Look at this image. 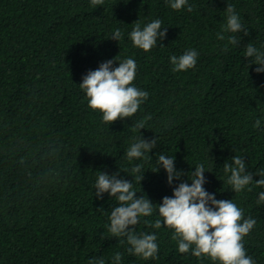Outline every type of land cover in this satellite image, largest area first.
<instances>
[{
    "label": "trees",
    "instance_id": "trees-1",
    "mask_svg": "<svg viewBox=\"0 0 264 264\" xmlns=\"http://www.w3.org/2000/svg\"><path fill=\"white\" fill-rule=\"evenodd\" d=\"M173 10L168 0H0V264H88L103 257L113 264H214L207 257L179 253L172 230L145 223L139 233L157 235L156 259L130 255L129 245L108 232L111 210L119 202L109 194L95 196L97 172L131 181L137 198L153 204L173 188L188 182V174L203 163L205 190L217 200H233L256 224L243 238L246 255L264 264V187L249 185L231 191L223 165L233 156L244 158L253 181L264 173V73L245 58L248 43L264 52V0H188ZM233 5L244 32L217 34ZM167 29L150 51L134 47L130 33L153 20ZM119 29L121 38L111 39ZM237 35L238 46L227 37ZM227 49V50H225ZM188 50L198 53L196 66L174 72L170 57ZM132 58L137 64L132 86L148 98L132 118L102 121L88 107L79 85L101 63ZM118 67V64H113ZM144 129L133 126L143 120ZM261 121L260 128L254 127ZM142 136L156 137L151 160L126 157ZM175 157L181 180L167 182L159 154ZM143 163L139 183L131 168ZM230 175V174H229ZM190 178V177H189ZM242 222V221H241ZM219 264V262H215Z\"/></svg>",
    "mask_w": 264,
    "mask_h": 264
},
{
    "label": "clouds",
    "instance_id": "clouds-1",
    "mask_svg": "<svg viewBox=\"0 0 264 264\" xmlns=\"http://www.w3.org/2000/svg\"><path fill=\"white\" fill-rule=\"evenodd\" d=\"M173 10L179 11L187 5L189 12L193 7L188 5V0H168ZM104 0H91L92 6L102 5ZM226 22L221 26L217 34L219 40H224V33L237 34L248 32L244 29L240 16L235 12L233 5L226 7ZM130 33V39L134 47L144 52L150 51L159 42L163 41L167 29H161V21L153 20L141 28L139 22ZM121 31L117 29L111 39L118 41ZM228 43L238 46L240 38L237 35L227 37ZM227 50V49H225ZM198 53L188 50L179 57H170L172 70L182 72L196 66ZM245 58H251V63L256 65L257 74L264 73V52L248 43L244 51ZM118 64V67H113ZM137 64L134 59L128 58L120 62L113 60L101 63L94 70L89 71L79 85L86 94L88 107L102 114V121L109 126L125 118H132L138 111L140 105L148 98L146 91L132 86L135 79ZM150 116L143 120L134 121L133 126L139 130L144 129L145 122ZM261 121L257 119L254 127L259 129ZM157 146L156 137L146 140L142 136L130 145L126 152L129 162L133 159L151 160L149 153ZM143 163L136 164L131 168V173L141 183L144 179ZM167 174V182L172 186L174 180H181L184 173L175 168V157L161 153L155 162V172L160 168ZM194 172L188 174V182H181L173 188L172 196H165L159 204H153L146 194L137 198V192L133 190V179L131 181L118 179L119 172L108 175L97 172L95 182V196L102 199L107 193L115 198L119 204L111 210L108 232L112 237L122 238L121 243L126 242L130 255L140 257L144 260L156 259L158 253L157 235L155 233H139L135 226L142 217H150L154 212L158 217L154 223L145 221L154 229H161L162 224L172 230V240L178 245L179 253H189L197 258L207 257L219 264H254L251 257L246 255L241 241L247 236L256 224L252 217L243 218V211L233 200H217L215 195H210L204 188L206 183L203 163L198 164ZM227 176V184L231 191L239 193L249 185L264 187V173L260 179L253 181V174L246 171L244 158L236 155L231 158V163L226 161L223 165ZM230 174V175H229ZM190 177V178H189ZM251 191V188H248ZM258 204L264 203V192L258 193ZM242 221V222H241ZM113 264H121L122 254L115 253L112 257ZM88 264H105L103 257L94 258Z\"/></svg>",
    "mask_w": 264,
    "mask_h": 264
}]
</instances>
